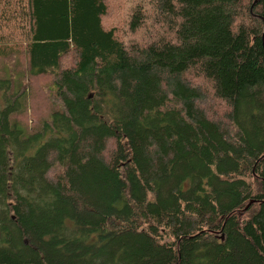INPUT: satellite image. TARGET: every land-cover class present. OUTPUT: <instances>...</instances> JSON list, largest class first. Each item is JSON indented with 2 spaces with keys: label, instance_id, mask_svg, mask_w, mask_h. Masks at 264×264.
Returning a JSON list of instances; mask_svg holds the SVG:
<instances>
[{
  "label": "trees",
  "instance_id": "1",
  "mask_svg": "<svg viewBox=\"0 0 264 264\" xmlns=\"http://www.w3.org/2000/svg\"><path fill=\"white\" fill-rule=\"evenodd\" d=\"M0 264H264V0H0Z\"/></svg>",
  "mask_w": 264,
  "mask_h": 264
},
{
  "label": "rangeland",
  "instance_id": "2",
  "mask_svg": "<svg viewBox=\"0 0 264 264\" xmlns=\"http://www.w3.org/2000/svg\"><path fill=\"white\" fill-rule=\"evenodd\" d=\"M123 34V35H122ZM121 36L125 38L129 34L127 32H123ZM130 36V35H129ZM133 37V36H132ZM14 66V61L9 60L6 62L5 67H9L12 69ZM45 88V89H44ZM27 95L29 96V103L27 108V115H26V123L30 129H33L37 122L41 119L46 118L51 110L53 109L54 104L50 101L46 94V80L45 79H38L34 83L29 80V83L26 86ZM34 99L35 103V114H33L32 109V100Z\"/></svg>",
  "mask_w": 264,
  "mask_h": 264
}]
</instances>
